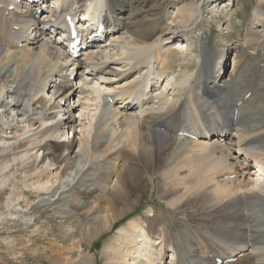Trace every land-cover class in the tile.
Wrapping results in <instances>:
<instances>
[{
	"label": "bare ground",
	"instance_id": "bare-ground-1",
	"mask_svg": "<svg viewBox=\"0 0 264 264\" xmlns=\"http://www.w3.org/2000/svg\"><path fill=\"white\" fill-rule=\"evenodd\" d=\"M57 1L0 0V226L32 222L19 184L37 197L59 187L82 200L56 214L83 241L128 220L105 242L102 264H264V115L244 114L248 100L222 84L229 40L214 53L201 48L193 73L168 75L191 63L178 50L192 47L186 32L170 33L185 43L168 48L163 32L122 19L132 0ZM88 3L101 31L82 28ZM174 9L181 29L198 14ZM67 17L88 43L75 59L58 25ZM154 195L166 210L133 218ZM180 216L173 232L167 218ZM77 242L66 246L77 256L68 263L96 264Z\"/></svg>",
	"mask_w": 264,
	"mask_h": 264
},
{
	"label": "rangeland",
	"instance_id": "rangeland-1",
	"mask_svg": "<svg viewBox=\"0 0 264 264\" xmlns=\"http://www.w3.org/2000/svg\"><path fill=\"white\" fill-rule=\"evenodd\" d=\"M132 1V6L129 8L133 11L122 13V19L125 21L129 15L132 16L128 20L134 25V28L131 27V30L146 32L156 30L163 32V39H165L166 43L169 42L167 44L168 48L175 45L174 43H185V41L177 42L176 37L174 38L170 34L174 30L184 31L191 38V41L185 44L187 46V44L191 43L192 47H185V50L180 49L183 46L182 44L178 48L183 55L188 56L191 63L183 64L181 67L174 64L167 72L168 75L193 73L192 71L198 66L195 54H200L201 48L214 53L221 49L224 44L223 41L228 39L230 46L226 48L228 52V55L225 53L227 66L225 75L221 77L224 81L222 84H230V94H234L236 97L251 96L247 105L241 110L244 114L250 116V118L264 115V66L260 70L256 66V62L261 63L264 59V21L258 22L253 16L254 10H259L264 14V0ZM176 6L194 12L198 9V14H195L194 18L186 23L183 29L178 26V18L174 13V8H177ZM229 12H232L231 17H229L231 27L228 34H225L226 30L224 28H229V25L227 26L226 23ZM261 44L263 45L261 46ZM172 60L176 61L175 58ZM186 67H190L189 70H185ZM169 78L171 79V77ZM164 82L161 88L168 84ZM224 95L228 96L227 93ZM241 97H238V99L240 100ZM222 113L225 114L224 110H222ZM68 177L70 175L67 172L62 174L63 179H68ZM90 183L86 182L84 185L77 184L74 188L82 192L87 187L86 185H90ZM19 187L21 189H18V194L25 195V199L31 203L28 215L32 218V222L27 223L20 219H10V217L1 221L0 264H69L68 260L70 258L76 259L77 257L74 254L72 256L69 255V249H66L69 241H78L77 243L80 246L82 254L93 258L96 264H102L103 258L101 252L105 242L118 232L116 228L120 229L128 222V220L123 221L113 230L108 231V233L105 232L106 234L102 239L83 241L79 231L80 228L76 227L66 232L67 224L63 225L56 214L58 208L64 207L74 210L73 204L80 205L82 200L76 201L74 199L71 201L72 198L69 197V192L65 191L61 193L62 189H59V187L57 192L41 195L40 197L30 192L29 189H25L21 184H19ZM1 197L5 200L7 196L2 195ZM147 203L146 206L142 205L136 209V214L133 218L139 217L143 213L145 214L150 206L155 207V209L166 210V207L162 205L160 200L158 201L155 195L149 198ZM77 218L80 219V216L78 215ZM179 218L176 219L175 217L176 221L172 218V220L167 218L169 219L167 220L168 225L173 232L180 230V226L185 222L181 220V216ZM45 226L46 230L44 229ZM65 233L69 236V239L64 238ZM167 262L168 259L166 260ZM75 264H78V262H75Z\"/></svg>",
	"mask_w": 264,
	"mask_h": 264
}]
</instances>
